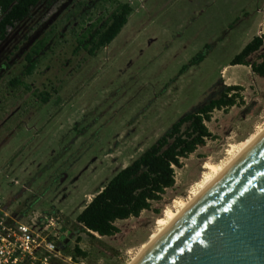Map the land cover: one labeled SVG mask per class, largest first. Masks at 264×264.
Masks as SVG:
<instances>
[{
	"label": "rangeland",
	"instance_id": "374dc122",
	"mask_svg": "<svg viewBox=\"0 0 264 264\" xmlns=\"http://www.w3.org/2000/svg\"><path fill=\"white\" fill-rule=\"evenodd\" d=\"M121 4L133 13L107 47H79ZM256 36L264 37V0H57L35 8L0 42V197L13 218L37 215L56 229L65 255L75 246L86 264H132L152 243L159 219L187 201L207 162L222 164L232 146L246 148L264 128V78L231 62ZM41 40L37 67L25 75L26 55ZM264 47L248 61L261 62ZM199 54L202 62L190 65ZM188 66L186 70L182 69ZM20 78L30 86L12 88ZM241 89L238 103L215 110L212 137L175 168L176 184L120 232L92 240L76 217L123 168L185 115ZM40 92L51 95L44 103ZM186 127V126H185ZM184 127V128H185ZM54 264H69L56 261Z\"/></svg>",
	"mask_w": 264,
	"mask_h": 264
},
{
	"label": "trees",
	"instance_id": "16d2710c",
	"mask_svg": "<svg viewBox=\"0 0 264 264\" xmlns=\"http://www.w3.org/2000/svg\"><path fill=\"white\" fill-rule=\"evenodd\" d=\"M57 0H0V42L5 41L9 30L27 20L33 10L40 5L46 9L52 7ZM133 8L129 4H121L103 23L98 30L86 41V36L80 40L79 47L88 49L91 54L96 50L110 45L124 26L128 23ZM45 40L36 43L26 55L28 66L25 75H32L37 67L36 57L45 48ZM264 47V37L256 36L243 50L234 57L232 66L244 65L251 67L254 74L264 78V53L261 62L251 63L248 58ZM204 59L203 54L197 55L190 63L196 65ZM185 66L182 71L186 70ZM12 88L30 86L20 78L10 81ZM239 86H228L219 98L213 99L175 122L171 130L159 138L156 143L146 149L131 164L120 170L85 206L76 217L75 232L78 243L81 234H87L92 240L98 237H112L120 232L116 225L119 220L138 218L141 213L151 210L153 202H159L164 194L176 184L175 168L183 166L182 159L188 158L199 147L206 144L212 134L206 125L211 120L215 110L229 109L237 105ZM40 99L47 103L51 95L39 93ZM186 126V127H185ZM185 127V128H184ZM63 252L67 245L62 243ZM77 258H88V253L77 244L72 252Z\"/></svg>",
	"mask_w": 264,
	"mask_h": 264
},
{
	"label": "water",
	"instance_id": "95a60500",
	"mask_svg": "<svg viewBox=\"0 0 264 264\" xmlns=\"http://www.w3.org/2000/svg\"><path fill=\"white\" fill-rule=\"evenodd\" d=\"M139 264H264V138Z\"/></svg>",
	"mask_w": 264,
	"mask_h": 264
},
{
	"label": "built area",
	"instance_id": "2783aa9c",
	"mask_svg": "<svg viewBox=\"0 0 264 264\" xmlns=\"http://www.w3.org/2000/svg\"><path fill=\"white\" fill-rule=\"evenodd\" d=\"M58 219L46 223L37 215L27 222L13 218L0 197V264H86L87 258L75 259L59 247L60 237L53 233Z\"/></svg>",
	"mask_w": 264,
	"mask_h": 264
},
{
	"label": "bare ground",
	"instance_id": "6f19581e",
	"mask_svg": "<svg viewBox=\"0 0 264 264\" xmlns=\"http://www.w3.org/2000/svg\"><path fill=\"white\" fill-rule=\"evenodd\" d=\"M264 138V128H260L257 138L246 148L232 146L229 150L230 158L222 164L207 162L202 178L195 183L194 191L187 201H176L177 209L168 208L164 216L159 219V230L151 238L152 243L142 246L132 264H139L147 254L157 245L166 233L216 184L218 183L248 152H250Z\"/></svg>",
	"mask_w": 264,
	"mask_h": 264
},
{
	"label": "crops",
	"instance_id": "0c3cea01",
	"mask_svg": "<svg viewBox=\"0 0 264 264\" xmlns=\"http://www.w3.org/2000/svg\"><path fill=\"white\" fill-rule=\"evenodd\" d=\"M237 66V65H236Z\"/></svg>",
	"mask_w": 264,
	"mask_h": 264
}]
</instances>
